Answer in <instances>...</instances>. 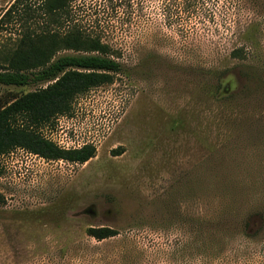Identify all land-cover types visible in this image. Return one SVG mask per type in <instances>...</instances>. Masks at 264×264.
I'll list each match as a JSON object with an SVG mask.
<instances>
[{
	"label": "rangeland",
	"instance_id": "374dc122",
	"mask_svg": "<svg viewBox=\"0 0 264 264\" xmlns=\"http://www.w3.org/2000/svg\"><path fill=\"white\" fill-rule=\"evenodd\" d=\"M14 2L0 0V54L46 27L36 0L3 18ZM130 2L86 11L114 47L113 83L39 131L56 142L76 132L96 157H0V264L258 263L240 222L264 184V92L223 106L210 72L229 70L221 89L236 92L239 65L264 66V0ZM48 85L0 86V106ZM105 227L119 235L88 236Z\"/></svg>",
	"mask_w": 264,
	"mask_h": 264
},
{
	"label": "trees",
	"instance_id": "16d2710c",
	"mask_svg": "<svg viewBox=\"0 0 264 264\" xmlns=\"http://www.w3.org/2000/svg\"><path fill=\"white\" fill-rule=\"evenodd\" d=\"M15 0L7 10V17L22 2ZM31 1V0H30ZM129 3L130 0H127ZM153 1V0H151ZM162 3L168 0H157ZM172 1V0H171ZM186 7L197 6L205 0H174ZM38 10L46 18V27L31 33L28 29L13 51L0 54V86L26 87L49 84L0 106V157L23 150L47 161H65L83 165L96 157L97 149L87 145L78 150H64L46 139L39 131L53 126L60 116H70L74 101L88 91L113 83L120 73V64L113 55L114 47L103 40L96 28L89 24V8H111L114 2L125 0H36ZM23 3V4H24ZM2 18V19H3ZM72 52L75 55H60ZM242 50H235L231 58L248 61ZM238 76L245 82L236 92L222 88V78L228 74L211 71L216 81L214 99L227 106L264 92V66L239 65ZM247 95V96H246ZM3 168L0 165V177ZM255 198L250 212L240 222L241 235L255 246H260L257 264H264V184H256ZM0 203H2L0 195ZM88 236L99 242L115 238L117 230L91 228Z\"/></svg>",
	"mask_w": 264,
	"mask_h": 264
},
{
	"label": "built area",
	"instance_id": "2783aa9c",
	"mask_svg": "<svg viewBox=\"0 0 264 264\" xmlns=\"http://www.w3.org/2000/svg\"><path fill=\"white\" fill-rule=\"evenodd\" d=\"M46 139L54 142L59 148L64 149V150H78V149H81L87 145H92V144H89L88 142L84 143V144L81 142L78 145H76L77 140L79 139V136H77L76 132H74L73 135H71L69 133L66 134L65 138L61 141H58V142H56V140H54L53 138L52 139L46 138Z\"/></svg>",
	"mask_w": 264,
	"mask_h": 264
}]
</instances>
